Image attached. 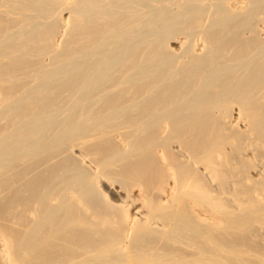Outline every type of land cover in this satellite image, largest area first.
<instances>
[{
  "label": "bare ground",
  "instance_id": "obj_1",
  "mask_svg": "<svg viewBox=\"0 0 264 264\" xmlns=\"http://www.w3.org/2000/svg\"><path fill=\"white\" fill-rule=\"evenodd\" d=\"M0 264H264V0H0Z\"/></svg>",
  "mask_w": 264,
  "mask_h": 264
}]
</instances>
